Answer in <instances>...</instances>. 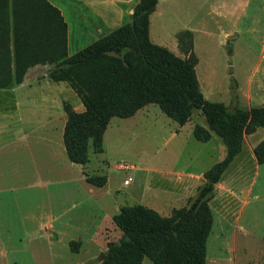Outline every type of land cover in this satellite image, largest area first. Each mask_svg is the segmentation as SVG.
Returning a JSON list of instances; mask_svg holds the SVG:
<instances>
[{"label":"rangeland","instance_id":"rangeland-1","mask_svg":"<svg viewBox=\"0 0 264 264\" xmlns=\"http://www.w3.org/2000/svg\"><path fill=\"white\" fill-rule=\"evenodd\" d=\"M162 1L163 10L151 17L150 41L181 60L195 55L203 97L223 103L230 112L264 106V17L251 18L245 7L235 20L217 19L223 27L220 30L206 14L202 0H173L163 5ZM66 18L72 46L76 20L69 12ZM226 30L237 32L234 44L223 38ZM38 66L34 77L48 69ZM74 99L66 102L73 109L82 104L79 97ZM83 110L81 105L75 111ZM24 113L0 117V125L11 121V129L1 130L7 142L0 145V264H100L109 242L122 234L113 221L117 207L141 204L162 216L186 208L197 195L204 172L226 153L222 138L214 132L207 142L194 137L191 128L196 124L207 127L199 110L180 127L158 105L150 104L140 118L112 120V124L120 122L125 132L120 135L118 128L109 127L104 153L103 147L98 152L89 142L88 167L76 164L62 170L75 181L82 172L105 178L104 185L91 184L84 191L83 183L67 181L60 186L64 192L56 194L64 195L63 200L52 203L42 185L36 184V170L30 163L32 154L42 157V147L31 149L13 136L44 116L33 110ZM263 138L262 127L244 135L241 152L208 201L213 221L206 241V264H250L264 257V163H257L253 154ZM141 264L153 263L144 257Z\"/></svg>","mask_w":264,"mask_h":264},{"label":"trees","instance_id":"trees-1","mask_svg":"<svg viewBox=\"0 0 264 264\" xmlns=\"http://www.w3.org/2000/svg\"><path fill=\"white\" fill-rule=\"evenodd\" d=\"M157 1L138 0L128 22L68 55L66 23L57 7L48 0H0V88L22 83L27 70L38 64L48 66L51 80L71 87L84 106L78 112L63 105V143L71 162H88L89 142L102 151L112 117H131L148 104L158 105L180 125L199 110L207 127L196 124L194 137L207 142L214 132L225 145L224 158L204 172L188 207L169 216L141 204L121 207L113 221L122 234L109 242L100 264H141L144 257L153 264H206L213 221L208 201L241 152L244 135L264 128V106L230 112L223 103L206 100L198 87L195 55L181 60L150 41L149 16ZM253 154L264 163V138ZM87 181L102 186L105 178Z\"/></svg>","mask_w":264,"mask_h":264},{"label":"crops","instance_id":"crops-1","mask_svg":"<svg viewBox=\"0 0 264 264\" xmlns=\"http://www.w3.org/2000/svg\"><path fill=\"white\" fill-rule=\"evenodd\" d=\"M52 5L60 10L61 15L66 23L67 28V54L71 55L87 45L95 42L101 36L109 33L119 26L128 22L131 18L133 8L138 0H48ZM169 1L163 0V4H168ZM247 1V3H246ZM202 0L203 8L207 15L212 16L215 21L214 24H219V29L222 30L220 21L217 19H231L235 20L246 9L250 11V17L258 20L259 16L264 17V0ZM247 4V5H246ZM161 0L157 1L154 11L149 16V25L151 24V17L158 12H161L163 8L161 6ZM66 12H69L71 18L76 20L77 36L73 39L71 46L69 23L66 18ZM257 21L254 23L257 26ZM193 29L192 27L186 26ZM254 32V31H253ZM237 32L234 30L224 31L223 38L231 39L232 44L236 40ZM82 36L81 39L79 37ZM79 39V40H78ZM225 42L227 40H224ZM72 48V49H71ZM234 49V47H233ZM39 67L38 65L29 68L24 76L22 83L15 84L11 87L0 88V117L7 119L9 116L18 115L25 116L24 110L31 114L34 112H42L43 120H37L35 126L29 127L27 131H20L13 133L14 139L18 142L26 143L27 147L31 149L40 145L42 147L43 155L41 158H36L32 154L30 163L32 170L35 169L34 174L38 181L36 184L42 185L48 194L49 201L63 200L64 195L59 192H64L61 185L68 183L81 182L86 185L84 191H87L91 186L87 180L85 172H82L78 180L67 179L66 174L62 173L65 167L74 168L77 163L71 162L65 151L63 143V131L66 121V113L63 105L67 101L73 103L74 97H78L77 94L71 89V87L64 81L51 80L45 72L43 76L34 77V69ZM254 90V85L252 86ZM76 94V95H75ZM81 101V99H80ZM82 103V102H81ZM79 104L74 107V110H80ZM150 105V104H148ZM139 109L133 116L120 119H134L142 115L146 107ZM84 107V106H83ZM24 109V110H23ZM143 116V115H142ZM112 117L107 125V128L103 135L102 147L104 153L105 142L107 139V131L112 125L119 130V134L125 132V128L121 123H113ZM22 119H25L22 117ZM188 122V121H187ZM186 122V123H187ZM0 125V145L7 142V136H3L2 131H7L10 128L11 121H4ZM180 125V127H183ZM193 131V128H191ZM2 130V131H1ZM2 141V142H1ZM90 161V160H89ZM89 161L81 165L82 168L88 167ZM42 169V170H41ZM41 170V171H40ZM33 175V174H32ZM33 175V177H35ZM66 177V178H65ZM34 184V182L32 183ZM60 187V188H59ZM53 188H59L60 190L49 191ZM119 210V207H117ZM250 264H264V257L260 260L258 258L251 260Z\"/></svg>","mask_w":264,"mask_h":264},{"label":"built area","instance_id":"built-area-1","mask_svg":"<svg viewBox=\"0 0 264 264\" xmlns=\"http://www.w3.org/2000/svg\"><path fill=\"white\" fill-rule=\"evenodd\" d=\"M120 167H121V168H127V166H125V165H123V164H121Z\"/></svg>","mask_w":264,"mask_h":264},{"label":"water","instance_id":"water-1","mask_svg":"<svg viewBox=\"0 0 264 264\" xmlns=\"http://www.w3.org/2000/svg\"><path fill=\"white\" fill-rule=\"evenodd\" d=\"M119 243H120V241L118 240V241H117V244H119Z\"/></svg>","mask_w":264,"mask_h":264}]
</instances>
